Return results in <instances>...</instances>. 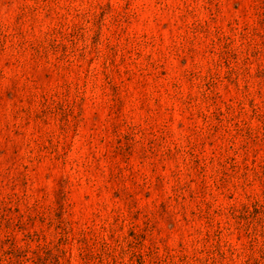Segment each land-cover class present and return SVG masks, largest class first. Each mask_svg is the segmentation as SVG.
Returning <instances> with one entry per match:
<instances>
[{
    "label": "rangeland",
    "instance_id": "rangeland-1",
    "mask_svg": "<svg viewBox=\"0 0 264 264\" xmlns=\"http://www.w3.org/2000/svg\"><path fill=\"white\" fill-rule=\"evenodd\" d=\"M0 264H264V0H0Z\"/></svg>",
    "mask_w": 264,
    "mask_h": 264
}]
</instances>
